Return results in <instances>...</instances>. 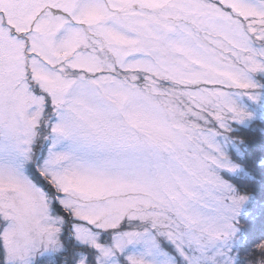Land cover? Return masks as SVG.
<instances>
[{"label": "snow or ice", "instance_id": "snow-or-ice-1", "mask_svg": "<svg viewBox=\"0 0 264 264\" xmlns=\"http://www.w3.org/2000/svg\"><path fill=\"white\" fill-rule=\"evenodd\" d=\"M0 264H264V0H0Z\"/></svg>", "mask_w": 264, "mask_h": 264}]
</instances>
